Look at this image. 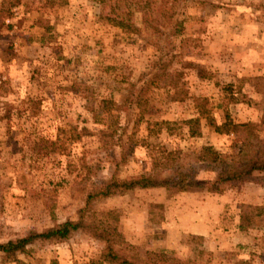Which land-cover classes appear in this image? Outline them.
I'll return each instance as SVG.
<instances>
[{"label": "rangeland", "instance_id": "374dc122", "mask_svg": "<svg viewBox=\"0 0 264 264\" xmlns=\"http://www.w3.org/2000/svg\"><path fill=\"white\" fill-rule=\"evenodd\" d=\"M17 1L2 11L0 0V242L80 215L90 227L15 259L0 253V264H110L93 230L120 233L119 247L140 262L164 253L187 264H264V171L221 193L159 186L86 204L112 176L150 170L162 149L173 153L168 172L213 179L220 166L201 159L203 147L233 156L258 148L204 116L228 128L251 122L264 139V0ZM114 7L131 10L140 32L114 25ZM141 7L152 23L174 14L182 30L154 33ZM182 192L198 195L173 204ZM197 203L208 233H180Z\"/></svg>", "mask_w": 264, "mask_h": 264}, {"label": "trees", "instance_id": "16d2710c", "mask_svg": "<svg viewBox=\"0 0 264 264\" xmlns=\"http://www.w3.org/2000/svg\"><path fill=\"white\" fill-rule=\"evenodd\" d=\"M12 4L17 5L18 1L13 0V2L10 4L8 2L7 4L6 0H2L1 10L7 11ZM118 8L121 7L112 8L111 15L108 19L112 21L114 25L121 27L126 32H140V28L132 21V11L123 10L119 12ZM141 10L143 11V23L147 26H151L154 33H162V26L165 25L168 26L165 28L168 34H177L183 28L182 23L178 19L173 18L174 14L171 19L168 18L167 23H159L158 21L152 23V21L148 19L149 15L144 7H141ZM164 45L165 39H163L160 44H157V47L158 49L163 50ZM169 54L170 51L164 56L161 54L159 60L154 63V66L148 73L150 78L152 77V82L160 80L163 76L167 69L165 63ZM160 70L161 73L159 74ZM147 88L148 84L146 83L137 91L136 96L142 90H146ZM200 116L201 114L199 117ZM202 116H204V114ZM204 117L206 118L207 124L214 126L216 132L229 133L230 131H240L243 132L245 139H249L250 137L255 138L256 141L260 143L258 148L252 152H245V154L233 156L219 153L210 146L203 147L201 149V159L217 162L220 166V170L213 179H200L192 170H186L183 172L179 171V169H174L168 172V169L166 168H168V161H173V153L171 151L165 152V150L162 149L159 150L160 154L158 156L153 157L150 170L129 178L112 176L110 179L102 182L88 192L86 204L94 199L122 194L126 191L137 188H152L159 186L165 187L172 193L190 190L191 188H205L209 192L221 193L230 186L251 181L256 172L264 171V139H260V137L257 136L258 134L254 133L253 123H233L232 126L228 128V125L224 124L219 126L213 125V119L210 115L206 114ZM194 121L199 123V118L196 117ZM248 145L251 144L248 143ZM164 169H166V173L168 174L162 175V170ZM86 225L83 216L80 215L77 219H67L41 230L30 229L21 236L0 242V253L6 258L15 259L19 253L28 252L29 246L35 243L65 241L70 238L74 232L85 228ZM87 226L90 227L89 225ZM91 234L104 241V256L110 264H187L182 258L164 253H160L156 259L140 262L119 247V240L121 238L120 233H117L116 236L113 237L105 230L100 232L93 230L91 231Z\"/></svg>", "mask_w": 264, "mask_h": 264}, {"label": "crops", "instance_id": "0c3cea01", "mask_svg": "<svg viewBox=\"0 0 264 264\" xmlns=\"http://www.w3.org/2000/svg\"><path fill=\"white\" fill-rule=\"evenodd\" d=\"M190 193V192H189ZM198 194H194V193H190V195L188 194V192H182L180 193L178 196H174L176 198H174V202L173 204H175V202L179 199H186V198H194L196 199ZM222 196L219 197V195H212V194H207V195H204L206 196L207 198H214V199H222L224 200L223 198V194H221ZM216 196V197H215ZM198 204V206H197ZM196 206L194 207H197V208H192L191 209V212L193 214V216H191V219L192 220H185V217L184 219H182V221H180L179 223V232L180 233H195V234H201V235H205L208 233L209 229H206V225H204V221L208 219V216H206L207 214H205L204 211H207V209L202 208L199 206V203H197ZM181 206L178 204V207ZM187 206V205H186ZM178 207L176 205H173V212H180L181 210L178 209ZM189 208V205L187 206ZM207 207V206H206ZM208 208H211V205L208 207ZM180 214V213H178ZM215 217V216H214Z\"/></svg>", "mask_w": 264, "mask_h": 264}]
</instances>
